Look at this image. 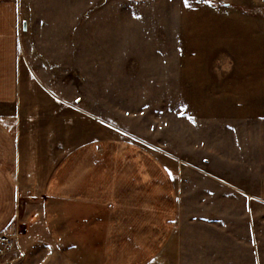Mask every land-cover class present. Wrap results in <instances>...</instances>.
Listing matches in <instances>:
<instances>
[{
  "label": "rangeland",
  "instance_id": "obj_1",
  "mask_svg": "<svg viewBox=\"0 0 264 264\" xmlns=\"http://www.w3.org/2000/svg\"><path fill=\"white\" fill-rule=\"evenodd\" d=\"M84 2V16H48L60 43L19 46L44 68L33 86L73 104L85 138L169 169L174 264H264V0ZM10 227L0 264L19 251Z\"/></svg>",
  "mask_w": 264,
  "mask_h": 264
},
{
  "label": "crops",
  "instance_id": "obj_2",
  "mask_svg": "<svg viewBox=\"0 0 264 264\" xmlns=\"http://www.w3.org/2000/svg\"><path fill=\"white\" fill-rule=\"evenodd\" d=\"M84 1L0 0V233L23 227L14 264H174L169 169L119 138H85L73 104L33 86L39 58L19 57L60 43L48 16H84Z\"/></svg>",
  "mask_w": 264,
  "mask_h": 264
},
{
  "label": "built area",
  "instance_id": "obj_3",
  "mask_svg": "<svg viewBox=\"0 0 264 264\" xmlns=\"http://www.w3.org/2000/svg\"><path fill=\"white\" fill-rule=\"evenodd\" d=\"M13 237H14V235H13ZM0 242L3 245V248L5 250H7V249H10L12 247L13 238L11 236L10 237L1 236Z\"/></svg>",
  "mask_w": 264,
  "mask_h": 264
},
{
  "label": "water",
  "instance_id": "obj_4",
  "mask_svg": "<svg viewBox=\"0 0 264 264\" xmlns=\"http://www.w3.org/2000/svg\"><path fill=\"white\" fill-rule=\"evenodd\" d=\"M24 27H25V24H24Z\"/></svg>",
  "mask_w": 264,
  "mask_h": 264
}]
</instances>
